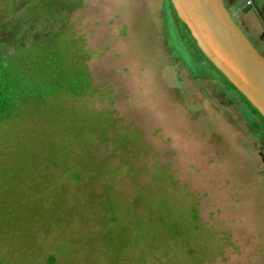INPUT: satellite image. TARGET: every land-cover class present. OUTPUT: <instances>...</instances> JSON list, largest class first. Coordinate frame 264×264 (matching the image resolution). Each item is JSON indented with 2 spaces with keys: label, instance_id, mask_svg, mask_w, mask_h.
I'll list each match as a JSON object with an SVG mask.
<instances>
[{
  "label": "rangeland",
  "instance_id": "374dc122",
  "mask_svg": "<svg viewBox=\"0 0 264 264\" xmlns=\"http://www.w3.org/2000/svg\"><path fill=\"white\" fill-rule=\"evenodd\" d=\"M13 4L9 0L7 10L0 6V40L10 48L29 18L13 15ZM257 10L242 15L255 38L264 30ZM42 16L55 21L48 24ZM31 18L37 27L24 42L45 44L58 36L63 58H87L95 91L80 99L59 97L64 107L105 115L115 132L135 130L142 140L132 147L130 164L113 142L91 145L98 160L109 159L107 172L98 177L85 169L78 181V169L60 154L46 176L50 153L62 143L53 127L67 112L61 115L64 108L42 102L15 109L0 123V221L14 229H22L23 221L32 226L31 234L53 230L55 238L38 244L41 250L30 253L26 247L27 260L22 251L10 262L49 264L54 261L49 254H56L59 264H264V121L215 68L206 62L200 73L191 68L192 50L186 46L191 40L183 36L169 1L40 0ZM160 185L171 194L172 213L184 211L178 228L152 223L144 239L135 234L129 242L117 219L112 222L103 210L101 215L98 198L107 188L109 200L124 209L137 189L156 191ZM58 195L59 205H48ZM193 208L197 222L190 219ZM3 245L0 261L3 250L8 252V243Z\"/></svg>",
  "mask_w": 264,
  "mask_h": 264
},
{
  "label": "trees",
  "instance_id": "16d2710c",
  "mask_svg": "<svg viewBox=\"0 0 264 264\" xmlns=\"http://www.w3.org/2000/svg\"><path fill=\"white\" fill-rule=\"evenodd\" d=\"M252 2L259 5L264 12V0H252ZM171 6L173 8L172 4ZM173 10L177 21L185 30L186 35L184 37L190 38L194 43L189 28L180 20L174 8ZM57 37H52L51 42L45 44L41 40H33L31 44L22 43L15 37L18 42L12 48L6 47L4 41L0 40V123L8 121L14 110L24 105H42L40 102L56 105L62 110L65 109L60 113L61 115L67 113L65 120H61L58 125H54L55 128L53 127V129L58 130L62 143L58 152L52 150L53 152L50 153L49 167L56 161L54 155L60 154L61 156L66 155L68 161H71L73 166L78 169L75 174L78 181H82L85 177L83 173L85 169H88L91 176L94 177L106 173L107 171L104 169L109 159L98 160L96 153H93L95 151L90 147L91 145L95 147L98 141L100 143L113 142L114 151L119 148L122 150V160L125 164L132 163L131 149L141 144V132L134 130L129 135L122 136L119 132H115L113 121L107 119V116L104 115L105 118H102L97 114L91 115L88 112L87 117L86 113V115L78 111L73 113L71 108L64 107L65 105L58 99L65 96L80 99L92 94L95 90L92 75L86 64L87 58H63ZM205 58L207 57L205 56ZM207 60L220 73L222 79L227 82L225 84L237 90L208 58ZM242 97L251 106L252 111L264 121L263 116L251 102L244 95ZM103 119L105 120L103 121ZM96 133L98 135L94 136ZM133 134L139 135L138 138L134 137ZM64 162L66 163V161ZM59 164L63 165L64 163ZM161 174L164 175V172L160 171L159 176ZM170 180H174V177L170 176ZM164 188H166L164 185H160L156 191L152 188L149 190L137 189L134 201H127L124 209H122L121 203L109 200L108 195H111V191L107 188L106 193L98 198L101 199L99 210L102 212V216L105 214L103 211L108 212L112 222H115V219L119 221L120 231L129 242L132 241L131 237L135 234L137 240L138 238L139 240L144 239L146 237L144 233L149 224L164 221L168 226L170 224L177 227L179 223L183 225L181 212L184 211L180 209L172 213L171 194L167 195L168 193L163 190ZM90 203L92 205V202ZM140 207H143L142 211ZM129 212L131 213L130 216ZM198 217V211L193 208L190 219L197 222ZM123 218L128 219V221L124 222L126 219L123 220Z\"/></svg>",
  "mask_w": 264,
  "mask_h": 264
},
{
  "label": "water",
  "instance_id": "95a60500",
  "mask_svg": "<svg viewBox=\"0 0 264 264\" xmlns=\"http://www.w3.org/2000/svg\"><path fill=\"white\" fill-rule=\"evenodd\" d=\"M248 1L229 10L224 0H170L199 50L264 118V55L232 17L244 5L250 11L254 4Z\"/></svg>",
  "mask_w": 264,
  "mask_h": 264
},
{
  "label": "flooded vegetation",
  "instance_id": "af4514ba",
  "mask_svg": "<svg viewBox=\"0 0 264 264\" xmlns=\"http://www.w3.org/2000/svg\"><path fill=\"white\" fill-rule=\"evenodd\" d=\"M238 1L239 0H224L225 5H226V7L229 10H232ZM20 2H21V5H18L16 0H14V4H13L14 5L13 6L14 14L13 15H19L20 14L19 17H21V18H23V17H25L27 15L29 16V18L26 20V23H25L26 25H24V28L23 29L22 28H18V30H17V33H20L19 38L17 37V39H19L20 41L24 42V39L32 37L31 34H29V32L33 30V27H37L36 19H34V21H33V19L31 18V14L35 13V11L38 10V4H39L40 0L33 1V4L31 6L28 5V4L25 5L23 3V0H21ZM3 4L5 5V9L7 10L8 6H9V0H0V6L3 5ZM256 5L257 4H254V7L251 10L255 9ZM171 8H172V6H171ZM244 8H245V5L243 7H241V8H239L234 13H232V17H233L234 21L236 22V24L242 29V31L250 39V41L251 42L254 41L264 51V30H262L260 32V34H258V36H256L257 38L254 37V35L252 34L251 30L247 26L245 19L242 16V15H245V13H246L244 11ZM172 10H173V8H172ZM29 12H30V14H28ZM257 12H258L263 24H264V18H263L264 17V12L261 10L260 6H259V9L257 10ZM19 19L20 18H18L16 20L13 19V20H15L14 21L15 24H16V21L19 22ZM44 19L47 21L48 24L55 21L52 17H44V16H42V20H44ZM39 20H40V18L38 17V22H39ZM30 22L34 23V25H31ZM11 23L12 22L10 21L9 25ZM5 24L8 25L6 22L4 24H1V25L3 26ZM35 29L36 28H34V30ZM183 33H184V35H186L184 29H183ZM180 35H181V33H180ZM33 37H35V36L33 35ZM24 43H26V41ZM186 46H187V49L189 51L192 50L191 51L192 52L191 53V61L193 62L194 67H191V68H193L196 72L200 73L205 68L204 64L207 63L206 66L208 65L207 67H210L212 69V65L210 64L209 61L207 62V58H205V56L201 53L199 48L196 47L195 43H193L191 41V42H189V45L186 43ZM246 107L248 109H250L252 114H256V113H254L252 111V108H250L249 106H246ZM260 119H261V117H260ZM261 154H263V152H261ZM47 169H48V171L44 175L49 176L51 168L50 167L44 168V170H47ZM42 174H43V171H42ZM34 176H36V175L34 174ZM33 184H35V183H33ZM0 194L2 195L1 192H0ZM53 197H54L53 200L50 203H48V205L53 206V207L54 206H58L59 202H60V195H58L56 197L53 196ZM41 200H42V196H40V202L37 203L38 208H40ZM12 213H13V211L10 212V214H12ZM11 222H13V221H11ZM28 222H30V220L26 218L25 219V223H28ZM20 223H21V228L22 229H20V228L19 229H14L12 227L14 225H11V223L9 224V222L8 223L4 222V218H3V220L0 221V249H2L3 243H8V245H9L8 246V252L3 250L4 258H3L2 261H0V263L2 262V264H11V262L13 264V261L10 262V259L12 260V259L17 258V257L19 258V256H17V255L19 253H21L22 251H23L22 252L23 258L24 259L26 258V260H27L26 251L28 250V248H26V247H31V249H29V251L31 253L33 251V249L35 251H37L38 249L41 250V246L43 245V244H41L42 242H53L54 241L55 232L53 230H50V231H48V230H39V232L38 231L37 232H32V234H31V232H30L31 229L30 228H32V226H30L28 224L24 225L23 221H20ZM8 229H10L9 232H7ZM42 233L43 234L45 233L46 236L44 237V235H43V237H41ZM70 234L72 235L71 232H70ZM23 236L27 238V242L26 243H25V241L23 239ZM38 244L41 245L39 248H38V246H39ZM3 247H5V245H3ZM49 255H50L49 259L51 260V257H52L53 260H54L53 263H49V264H57V263L59 264L56 254H49Z\"/></svg>",
  "mask_w": 264,
  "mask_h": 264
},
{
  "label": "crops",
  "instance_id": "0c3cea01",
  "mask_svg": "<svg viewBox=\"0 0 264 264\" xmlns=\"http://www.w3.org/2000/svg\"><path fill=\"white\" fill-rule=\"evenodd\" d=\"M168 1H169V4L171 5L170 0H168ZM176 20H177V19H176ZM164 25H165V28H164ZM175 26L178 27L177 23H175ZM162 27H163V31H164V32L167 31V35H166V32H165V36H168V38L166 37V39L170 42V38H171V36H170L169 29L167 30V28H166V24H162ZM177 30H178V28H177ZM168 32H169V33H168ZM178 35H179V34H178Z\"/></svg>",
  "mask_w": 264,
  "mask_h": 264
},
{
  "label": "built area",
  "instance_id": "2783aa9c",
  "mask_svg": "<svg viewBox=\"0 0 264 264\" xmlns=\"http://www.w3.org/2000/svg\"><path fill=\"white\" fill-rule=\"evenodd\" d=\"M248 2H249V3H252V0H249Z\"/></svg>",
  "mask_w": 264,
  "mask_h": 264
}]
</instances>
